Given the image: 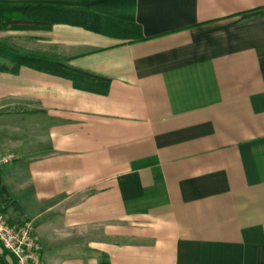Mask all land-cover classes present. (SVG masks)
<instances>
[{
	"label": "crops",
	"instance_id": "obj_1",
	"mask_svg": "<svg viewBox=\"0 0 264 264\" xmlns=\"http://www.w3.org/2000/svg\"><path fill=\"white\" fill-rule=\"evenodd\" d=\"M0 5L82 9L144 38L0 27V61L81 78L0 73V157L17 158L0 198L43 264H264V0Z\"/></svg>",
	"mask_w": 264,
	"mask_h": 264
},
{
	"label": "trees",
	"instance_id": "obj_2",
	"mask_svg": "<svg viewBox=\"0 0 264 264\" xmlns=\"http://www.w3.org/2000/svg\"><path fill=\"white\" fill-rule=\"evenodd\" d=\"M25 15L32 19L25 21ZM8 16H17L15 20H8ZM39 16V17H38ZM42 16L43 19H40ZM14 18V17H13ZM33 25L34 28L50 29L56 24H64L83 28L97 34L122 37L130 42H140L144 38L141 28L134 24L112 21L106 17L93 14L82 9H65L54 7H13L0 5V27H19V25ZM7 49L0 43V56ZM0 61V73L17 74L21 67H28L36 71L55 75L73 81L80 80L78 76L59 68L52 61L35 56H7ZM8 254L1 252L0 264H7Z\"/></svg>",
	"mask_w": 264,
	"mask_h": 264
},
{
	"label": "built area",
	"instance_id": "obj_3",
	"mask_svg": "<svg viewBox=\"0 0 264 264\" xmlns=\"http://www.w3.org/2000/svg\"><path fill=\"white\" fill-rule=\"evenodd\" d=\"M16 157H0V171L13 164ZM5 252L14 264H43L42 250L30 223L12 224L0 198V253Z\"/></svg>",
	"mask_w": 264,
	"mask_h": 264
},
{
	"label": "rangeland",
	"instance_id": "obj_4",
	"mask_svg": "<svg viewBox=\"0 0 264 264\" xmlns=\"http://www.w3.org/2000/svg\"><path fill=\"white\" fill-rule=\"evenodd\" d=\"M1 254V253H0ZM13 263V262H12ZM9 260H8V258H7V264H12Z\"/></svg>",
	"mask_w": 264,
	"mask_h": 264
}]
</instances>
